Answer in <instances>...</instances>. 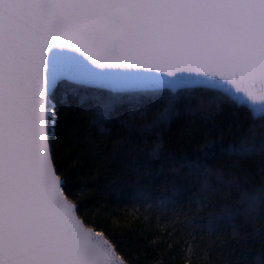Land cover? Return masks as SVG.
<instances>
[{
	"label": "snow or ice",
	"instance_id": "6c2138e0",
	"mask_svg": "<svg viewBox=\"0 0 264 264\" xmlns=\"http://www.w3.org/2000/svg\"><path fill=\"white\" fill-rule=\"evenodd\" d=\"M185 97L202 111L227 102L251 121L220 147L218 166L185 162L200 190L162 233L179 264H223L213 253L241 241L235 222L264 218V0H0V264L160 261L127 251L83 210L81 137L62 125L87 106L103 134L153 103L163 106L158 124ZM132 199L160 207L174 193ZM211 200L221 211L200 215Z\"/></svg>",
	"mask_w": 264,
	"mask_h": 264
},
{
	"label": "trees",
	"instance_id": "16d2710c",
	"mask_svg": "<svg viewBox=\"0 0 264 264\" xmlns=\"http://www.w3.org/2000/svg\"><path fill=\"white\" fill-rule=\"evenodd\" d=\"M200 103L197 97L182 98L172 117L158 124L153 121L163 110L162 104L142 105L134 114L125 113L119 120L104 123L103 134L100 125L93 123L95 116L89 107H74L62 125L81 137L76 141L81 166L74 182L88 185L82 197L83 210L110 228L127 251L140 250L141 258L160 257V261L145 264H179L178 252L169 250L162 233L176 212L189 211L203 178L200 172L184 167L185 162L200 160L206 166H218L220 147L248 132L251 121L245 110L223 102L212 111H202ZM63 141V137L57 141L62 155ZM155 145L159 150L153 155ZM138 191L151 194L152 199L174 193V203L160 207H153L151 201L141 204L132 199ZM220 203L211 200L200 215L219 213ZM235 224L241 241H233L234 250L213 255L223 264H264V218L240 219ZM232 231L226 226L222 234L230 239Z\"/></svg>",
	"mask_w": 264,
	"mask_h": 264
}]
</instances>
